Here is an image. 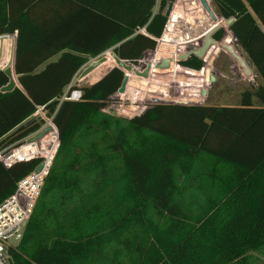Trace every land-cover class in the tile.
<instances>
[{"label": "trees", "instance_id": "obj_1", "mask_svg": "<svg viewBox=\"0 0 264 264\" xmlns=\"http://www.w3.org/2000/svg\"><path fill=\"white\" fill-rule=\"evenodd\" d=\"M174 1L160 0L156 12L158 0H0V36L16 34L21 85L2 92L10 79L0 71V149L42 128L39 107L59 138L9 249L13 264H264V0H212L234 18L230 30L261 79L239 106L157 103L114 116L104 109L123 84L119 67L73 85L80 100L63 99L91 58L112 50L137 64L155 50ZM41 162L0 163V203Z\"/></svg>", "mask_w": 264, "mask_h": 264}, {"label": "rangeland", "instance_id": "obj_2", "mask_svg": "<svg viewBox=\"0 0 264 264\" xmlns=\"http://www.w3.org/2000/svg\"><path fill=\"white\" fill-rule=\"evenodd\" d=\"M209 2L215 13L219 15L215 3L212 0H209ZM171 3H173V9L171 14L167 17L169 21V23L167 22L168 29L165 32L166 35L165 33L163 34V37L165 35L166 38H168L169 40L164 41V39H162L163 37L161 38L162 40L158 41L157 39L158 47L156 48L158 49L164 47L165 51H163V53L161 51H158L159 49L156 51L149 50L143 55L144 58L141 59L139 62H137V64L128 61L130 65L134 66L132 71H128L125 68L121 67L118 64V62L111 57L112 61L108 62L107 59V61L104 62L97 70H94L92 72V76L90 78L88 77V75L82 77L83 71L93 62L103 57L107 58V56H105L106 54L105 53L96 58H91L90 61L76 74V76L73 78L72 83L75 86H79V87L90 85L94 83L96 80H98L109 69L113 67H119L124 71L125 75L129 76V81H128L129 83L126 85L125 92L123 93L117 92L110 98V101L105 109L109 111V109L113 107L118 111V113L120 114L119 116L127 117V118L143 114L148 108H150L151 106L157 103H173V104H184V105L211 103V101L207 96H205L206 100L203 99L200 103H195L194 101H190V99H193L194 98L193 96L195 95L193 93V86H202L203 77L204 78L209 77L211 71V65L209 64H207L205 68L202 67L203 69L201 68V71L195 72L187 68L184 69L183 66L177 65L175 61L174 63H171V66H169V68L159 69L158 70L159 72H155L149 78H145L141 75H137V72L143 73L148 68V66L152 64L151 62H153V64H159L162 59H177L179 55L187 53L186 52L187 48H190V50L194 49L196 43L195 41L197 38L196 36L192 35L193 37L192 36L190 37L189 35L186 36L183 35V37H181L180 35H178V34H182L181 32L179 31H177L178 33L175 32L176 25L179 23L180 19L188 18L190 22H193V20L191 19L192 16L193 18L200 17L201 19L202 17H205L207 19L206 23L209 24L208 27L211 30L218 26H222L221 28H223L226 32L223 43L234 46L240 53L244 54L245 57L247 58L244 50L235 40L233 33L229 31L228 27H225L224 21L223 23H221L222 19H218V21H214L211 15L203 9L200 0H175L174 2ZM169 5L164 10L165 15L169 8ZM159 6H160V0H158L157 6L155 8L156 12L159 10ZM202 21L205 20L202 19ZM202 38L203 37H201L200 39ZM178 46L180 47L177 50L176 48ZM220 51H222V48L220 49L219 45H214L207 52L205 64L212 60L211 57L212 54L219 53ZM223 51L226 50L223 49ZM112 53L113 51H110V54ZM224 55H226V57H224L225 61L227 59H230L232 61V62L230 61V63H233V65H237V70H235L233 73L229 72V65H226L224 63H222V65H217L218 68L224 70L229 76V78L220 77L221 80L226 83V88L228 87L230 81H232L231 83L233 85V88L231 89V93H233L234 96H231L229 100H226L224 106H238L237 104L238 100H242L243 92L246 90H254V88H256L255 86L256 84L254 82L251 83L252 85L250 84L249 82L250 80L248 79H253V75L247 76L243 68L229 53H224ZM154 58H158L160 60L155 59L154 61ZM9 59L11 61L10 65H12L11 51L9 53ZM96 74L98 76H96ZM97 77L98 79H96ZM175 79H177V83H179L182 86H179L174 81ZM244 79H247L248 82H245ZM221 80L220 83H222ZM205 81L209 83L208 79H205ZM207 89L208 88H204L203 90H207ZM200 98H203V96H200ZM255 102L257 103L258 100L255 99ZM240 104L241 103H239V105ZM133 107L135 109H133ZM35 116L38 117V115L36 114ZM40 118L45 120V123L43 124L42 128L39 130L42 131L46 127L50 126L49 123L52 120V118L48 117L46 111L44 110L42 111ZM38 132L30 135L25 140H23L21 142L22 144L20 143V146L25 145V143L28 142L29 139H32V137H34ZM56 133L57 130L55 132L53 129L52 131L48 132L45 135V137L42 139V142H40L41 140L37 141L40 142L38 144L39 149H41L42 152L45 151L43 153L47 152V154L49 155V159H51V155L54 154L55 150H57L56 148L58 144H57ZM34 145L35 143L27 144V147H29L28 149H35L34 152H36V147ZM258 256L264 260V254H258Z\"/></svg>", "mask_w": 264, "mask_h": 264}, {"label": "built area", "instance_id": "obj_3", "mask_svg": "<svg viewBox=\"0 0 264 264\" xmlns=\"http://www.w3.org/2000/svg\"><path fill=\"white\" fill-rule=\"evenodd\" d=\"M10 37H11V35L0 36V71H5L8 67H11V65H10L11 61L9 59V53L11 51V60H12V46H11V43L9 42ZM162 37H163V35H162ZM161 38H159L158 41ZM223 40L224 39L219 40L220 42L217 44V45H219L220 49L222 48V50H223V47H222ZM180 41H181V39H180ZM179 47L180 46H178L176 49L178 50ZM156 50H157V48L153 51H156ZM188 50L189 49L187 48L186 52H188ZM110 51H112V50H107L103 54L106 53L105 54V56H106L108 53L110 54ZM206 56H207V54L202 59L204 61V63L206 62ZM155 59L160 60L158 58H154V61H155ZM163 60H165V59H162L160 61V63ZM174 60L176 61L177 65H180V63L177 59H174ZM175 61H173L171 63H174ZM151 63H152L151 70L149 71V76L147 78L152 76L155 72H159L157 65H159L160 63L159 64H153V62H151ZM180 66H182V65H180ZM205 66L206 65H204L203 68H205ZM200 71H201V69H200ZM212 71H213V68H212ZM174 81L177 83V79H175ZM210 82H211V80L209 81V83ZM177 84L179 86H182L179 83H177ZM72 86L73 85L70 84L67 87L65 94L63 96V99L64 100L78 101L82 97V90L80 88H77V87L72 88ZM193 93L195 95L194 96L191 95V96H193L194 98L190 99V101H194L195 103H199L204 99V98H200V96H202V91H196ZM176 100H179V99H176ZM187 101H189V100H187ZM176 102H179V101H176ZM42 111H43V108L39 107L36 115L41 116ZM104 111L107 112V109H104ZM49 125H50V127H52V129L50 131H52L54 129V131L56 132L57 127H56L55 123L53 122V119L50 121ZM56 137H57V140L59 141L58 130L56 133ZM40 142H42V140ZM40 142H37V141L32 142L29 139L28 142L25 143V145L20 146V144H15V145H12V146L7 147V148L0 149V163L5 165L6 167H11L14 164H16L17 162L29 161V160H32L35 158H41L42 159L41 163H43V165H44L43 168L39 172H37L35 169L32 173H30L29 175L22 178L17 183V188H16L15 192L10 197H8L6 200H4L2 203H0V264H11L12 259H11V256L9 254V249H10V247L16 246L12 243V239H13V237H15L18 233H20L23 230V224L25 222L29 221V219L32 215L33 209L35 207V204L37 202V199H38V197L41 193V190L43 188L45 178H46V176L50 170V167L53 163V159H54L55 154H56V152H54V154L51 155V159H49V155L47 154V152L43 153L45 151L42 152L41 149H39L38 144ZM32 143H35L34 146L36 147V152H34L35 149H28L29 147H27V144H32ZM57 148H58V146H57ZM12 264H13V262H12ZM32 264H37V263H32Z\"/></svg>", "mask_w": 264, "mask_h": 264}, {"label": "water", "instance_id": "obj_4", "mask_svg": "<svg viewBox=\"0 0 264 264\" xmlns=\"http://www.w3.org/2000/svg\"><path fill=\"white\" fill-rule=\"evenodd\" d=\"M203 9L208 12L212 19L214 21H218V19H222L225 23V27H228L229 31L230 30V25L233 23L234 18H229V19H225L224 17L218 15L217 13H215V11L213 10L209 0H200ZM173 9V3H170L169 8L166 12V16L168 17ZM219 17V18H218ZM222 26H218L214 29H210L208 31V33H206L205 38L203 40H200L198 38H196V44L193 50H189L187 53L181 54L178 56L177 60L179 61V63H181V61H185L187 60L189 57H191L192 55L203 59L205 57V55L207 54L208 50L214 46L217 45L220 41H217L213 38V35L215 34V32H217ZM232 33V32H231ZM226 34V32H225ZM225 38V35L222 39ZM191 39V38H190ZM191 43V42H190ZM193 43V42H192ZM191 45V44H190ZM194 45V44H193ZM223 49H225L237 62L238 64L243 68L245 74L247 76H251L252 75V70H251V63L245 60V58H243L240 54L237 53V51L235 50V47L232 45H227L226 43L222 44ZM112 56L116 59V61L118 62L119 65H123V68H125L128 71H132L133 67L132 65H130V63L126 60H122L119 57H117L114 53H112ZM144 58V56L142 57V59ZM106 61V57H103L95 62H93L90 66H88L82 73V77H85L87 75H89L90 73H92L95 69H97L99 66H101L104 62ZM175 61L174 59H165L163 60L159 65H157L158 69H167L169 68V66L171 65V62ZM128 62V63H127ZM151 65L150 64L148 66V68L143 72V73H139L137 72V75H141L145 78H147L149 76V71L151 70ZM181 65V64H180ZM204 67V66H203ZM5 74L8 76V78L10 79L9 83L4 86L1 91L2 92H11L13 91L16 87H20L21 85L18 81L17 75L15 74V69H14V65L11 67H8L5 70ZM129 81V76L125 75L124 77V81L123 84L121 86V88L119 89V93H123L125 92L126 89V85L128 84ZM107 113L114 115V116H119L120 114L118 113V111L115 108H111L109 109V111H107ZM52 129V127H46L45 129H43L42 131H39L34 137H32V139H30L32 142H36L39 140H42L45 135ZM43 163H41L37 168L36 171L39 172L42 168H43ZM28 222H25L23 224V230L18 233L15 237H13L12 239V243L14 245H18V242L20 241V239L23 236V233L27 227ZM12 264V262H11Z\"/></svg>", "mask_w": 264, "mask_h": 264}, {"label": "crops", "instance_id": "obj_5", "mask_svg": "<svg viewBox=\"0 0 264 264\" xmlns=\"http://www.w3.org/2000/svg\"><path fill=\"white\" fill-rule=\"evenodd\" d=\"M191 19L193 20V22H190L188 18L180 19L179 23L176 25L175 32L176 33H178L177 31L181 32L182 34H178L181 37H183V35L184 36L189 35L190 37L192 35H194L198 39H200L201 37L205 38L206 33H208V31L210 30V28L208 27L209 24L206 23L207 19L205 17H202V19L205 20V21H202V19L200 17L199 18L198 17L193 18V16ZM168 23H169V21H168ZM167 29H168V24L166 25L164 33L166 32ZM203 38L200 40H203ZM9 42L11 43V46H12V65L11 66H13L14 65V59H15V53H16V34L11 35V37L9 38ZM235 50L237 51L238 54H240L247 61V58L245 57L244 54L240 53L236 48H235ZM56 59H57V57L53 58L52 60H56ZM250 67L252 70L253 79H248V80H250L249 81L250 84L252 82H254L256 84L255 86L257 87L259 85V83H261V79H260L257 71L255 70V67L252 65ZM185 68H187L189 70H193L195 72L200 71V70H195V69H192L189 67H184V69ZM212 68H213V71H212ZM97 69H95V70H97ZM235 70H237V65H232L229 67V72L233 73ZM91 76H92V73L90 75H88L89 78ZM96 76H98V75L96 74ZM220 77L229 78V76L227 75V73L224 70L218 68L217 65H211V71H210L209 77L208 78L203 77L202 86H193V92L202 91L203 98L206 100L205 96H207L209 98V100L211 101L210 104L216 105V106H224V103H226V100H229L231 98V96H234L233 93H231V89L233 88V85L231 83L232 81H230L228 87L226 88V83L224 81H222ZM96 79H98V77ZM205 79H208V81L211 80V82L207 83L205 81ZM90 80H92V79H90ZM220 80L222 83H220ZM244 81L248 82L247 79H244ZM212 82H214V83H212ZM71 85H74V84L71 83ZM204 88H208V89L203 90ZM239 103H241V100H238V103H237L238 106H239Z\"/></svg>", "mask_w": 264, "mask_h": 264}, {"label": "flooded vegetation", "instance_id": "obj_6", "mask_svg": "<svg viewBox=\"0 0 264 264\" xmlns=\"http://www.w3.org/2000/svg\"><path fill=\"white\" fill-rule=\"evenodd\" d=\"M216 33V32H215ZM213 38L215 39V34L213 35ZM216 40V39H215ZM191 46V45H190ZM189 50H190V48H188ZM188 50V51H189ZM228 53V52H226V51H220L219 53H214V54H212V60L210 61V62H207L206 64L204 63V65H207V64H209V65H222V63H224V64H226V65H229V67L230 66H232L233 64L232 63H230V60L229 59H227L226 61L224 60V57H226V55H224V53ZM191 57H193V55L191 56ZM191 57H189V58H191ZM204 62V61H203Z\"/></svg>", "mask_w": 264, "mask_h": 264}, {"label": "bare ground", "instance_id": "obj_7", "mask_svg": "<svg viewBox=\"0 0 264 264\" xmlns=\"http://www.w3.org/2000/svg\"><path fill=\"white\" fill-rule=\"evenodd\" d=\"M113 58H114V57H113ZM114 59H115V58H114ZM106 61H107V58H106ZM106 61H105V62H106ZM120 66L123 67V65H120ZM109 70H110V69H109ZM109 70H108V71H109ZM108 71H107V72H108ZM103 75H104V74H103ZM103 75H102V76H103ZM102 76H101V77H102Z\"/></svg>", "mask_w": 264, "mask_h": 264}]
</instances>
